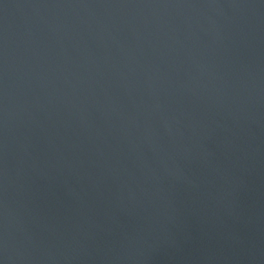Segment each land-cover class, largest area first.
Returning <instances> with one entry per match:
<instances>
[{
  "label": "water",
  "instance_id": "95a60500",
  "mask_svg": "<svg viewBox=\"0 0 264 264\" xmlns=\"http://www.w3.org/2000/svg\"><path fill=\"white\" fill-rule=\"evenodd\" d=\"M90 264H264V70Z\"/></svg>",
  "mask_w": 264,
  "mask_h": 264
}]
</instances>
